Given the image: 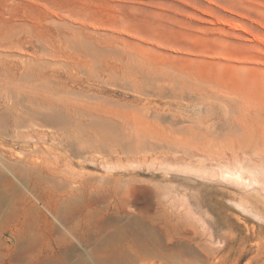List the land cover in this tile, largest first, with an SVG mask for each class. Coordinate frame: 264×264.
<instances>
[{
    "label": "rangeland",
    "instance_id": "374dc122",
    "mask_svg": "<svg viewBox=\"0 0 264 264\" xmlns=\"http://www.w3.org/2000/svg\"><path fill=\"white\" fill-rule=\"evenodd\" d=\"M18 38L26 41L23 50L14 44ZM0 46L11 47L31 70L45 68L48 87L66 97L125 111L151 107L141 127L145 139L137 143L108 118L84 120L90 131L124 146L120 163L99 154L95 162L77 158L84 146L79 130L72 148L59 146L58 153L11 129L0 135L8 163L27 160L59 171L61 179H93L100 188L118 179L122 208L77 204L78 230L90 248L102 238L100 229L103 235L119 229L131 255L142 254L150 239L170 247L168 264H264V0H0ZM104 50L118 74L101 82ZM72 61L90 67L76 69ZM123 72L136 74L138 92ZM19 73L7 84L0 69L2 103H12L18 85L34 83ZM65 80L82 86L64 87ZM17 99L27 110L18 93ZM57 154L72 164L58 169ZM19 203L9 198L4 210ZM38 204L41 218L0 231V264H7L1 244L7 238L5 247L13 246V229L49 238L44 217L61 229ZM86 227L96 233L87 235Z\"/></svg>",
    "mask_w": 264,
    "mask_h": 264
},
{
    "label": "bare ground",
    "instance_id": "6f19581e",
    "mask_svg": "<svg viewBox=\"0 0 264 264\" xmlns=\"http://www.w3.org/2000/svg\"><path fill=\"white\" fill-rule=\"evenodd\" d=\"M25 43L26 41L20 38L14 42L18 50H23ZM10 48L0 46V69L7 77V84L15 80L17 72H20V75L26 74L28 81H35L28 86L18 85L17 92L11 97L14 100L10 105L6 104V102L2 103L4 100H0V135H5L11 129L12 132L17 133L19 138L23 139L28 136L36 138L45 145L49 143L53 146L51 151L58 153L56 151H58L59 146L66 144L71 146L69 142L76 139L75 133L79 130L83 135L81 139L84 141V146L82 145L83 147H81L77 158L84 162H95V154H99L106 157L105 161L118 163L123 160L126 154L124 146L120 145V142L116 143L107 140L101 134L90 131L88 123H84V120L87 121L86 119L91 120L92 118L103 120L108 118V120L112 121L113 126L119 125L126 131H124L125 137L128 136L129 141L137 143L145 139V136L141 133V127L148 119L147 113L151 110L149 105H143L145 109L142 108V110L134 108L131 111H125L113 109L112 107L108 108L104 104L100 106L93 104L94 102L77 101L66 97L64 94L59 93L60 90L54 91V89L48 87V83L46 84L48 82V74L45 73L46 70H43L45 68L36 66V68L31 70L30 67L27 68V64L25 67L23 63H19L17 55H11ZM49 54L56 59L60 56L59 52L53 50V48H49ZM110 56L109 50H104L103 58L96 74L97 79L101 82H105V79L111 75L118 74L116 66L109 62ZM72 63L74 68L80 70H88L87 66L90 67L87 63L85 65L80 62L72 61ZM123 74H125V81L131 82L134 84L132 87H135V83L139 81L136 78V74L131 75L124 72ZM140 74L143 75L142 72ZM52 76H54V73H52ZM69 82L82 86L80 84L82 82L76 83L73 80H65L64 87L69 86ZM136 88H134L135 92H138ZM17 93L27 103L25 105L28 108L27 110L23 107L21 100L17 99ZM138 97L139 99L144 98ZM145 99L149 98L146 97ZM153 114H155L154 117L159 116L157 111H153ZM35 127H48L50 132L48 134L40 133ZM20 130H27V135H21L22 133H19ZM103 135L105 136V134ZM17 136H14V138ZM65 159L61 154H57L58 169L62 165L68 166L72 164L71 161ZM49 170L39 168L34 164L31 165L27 160L20 165L11 164L0 156L1 233L13 225H19L22 220L29 216L41 218V212L38 208V203L41 202L52 219L61 226V229H57L56 224L44 217V222L47 224L45 229L48 226V231H51L49 238H44L42 234L35 233L30 228L25 232L13 229L10 233V238L13 241L12 243H14L13 246L5 247L7 238H4L1 244L2 250L6 251L7 264H156L157 259L165 260L167 263L164 264H168L171 257V249L165 246L166 244H164L165 247H161L150 239L143 243L142 254L135 253L131 255L128 249L121 246L123 244L121 243L122 233L119 229L115 230L114 234L105 233L103 235L104 228L100 229L98 234L94 230H97V227L92 229L93 231L88 227L84 228L87 231V235L95 232L96 235L102 236L92 248H90L91 245L84 234L78 230L77 222L79 217L77 214L75 215V209H77L76 207L80 200L85 209L89 206H98L103 203H108L109 206L113 204L112 207L115 210L116 207H123L120 193L114 188V184L117 185L118 183L117 178H114L113 182L110 181L112 178L110 180L106 179L108 180L107 187L100 188L93 179H82L78 182L70 179H61L59 177L63 175L58 173L59 171ZM9 176L17 184L13 180H9ZM75 184H77V187H74ZM9 198L16 201L19 200L21 207L18 209L15 207L10 209L9 207L10 210H4ZM105 222L107 223V220Z\"/></svg>",
    "mask_w": 264,
    "mask_h": 264
}]
</instances>
